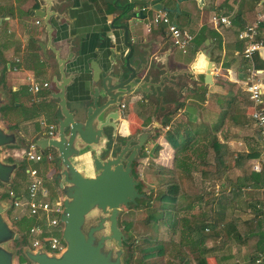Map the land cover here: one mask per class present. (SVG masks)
<instances>
[{
  "label": "water",
  "instance_id": "1",
  "mask_svg": "<svg viewBox=\"0 0 264 264\" xmlns=\"http://www.w3.org/2000/svg\"><path fill=\"white\" fill-rule=\"evenodd\" d=\"M125 1L122 13L109 24L112 33L102 36L96 45V59L88 56V73L80 71V63L70 73L63 72L66 60L56 57L59 76L51 77L49 84L53 88L47 90L56 105L53 114L56 132L51 138L37 136L30 140L41 154L49 147L55 153L57 169L53 182L61 204L58 223L63 247L51 253L44 246L35 249L26 246L8 218L11 200L0 198V264H19V257L26 264H126L123 247L126 237L118 220L137 200L146 198L136 188L138 180L132 173V164L140 152L147 150L165 118L175 111L179 82L196 77L205 86L212 84L216 64L209 58V49L200 48L192 61L180 63L181 69H170L167 61L156 58L151 62L150 50L144 48L141 39H132L131 29L145 16L147 6L156 11L161 6L149 5L150 0ZM35 17L42 18L39 14ZM43 23L50 34V24ZM170 48L173 49L171 45ZM85 60L83 56L79 59ZM98 60H104L105 64ZM2 77L0 67V109L10 105V94L1 85ZM69 86L77 101L74 110L69 109L65 97ZM169 88L174 92V100L165 103L163 97L169 95ZM151 95L158 104L150 128L136 129L129 137H118L121 100ZM117 141L122 144L115 145ZM23 152L17 131L8 129L0 114V185L5 189L10 188ZM11 244L15 247H10Z\"/></svg>",
  "mask_w": 264,
  "mask_h": 264
},
{
  "label": "crops",
  "instance_id": "2",
  "mask_svg": "<svg viewBox=\"0 0 264 264\" xmlns=\"http://www.w3.org/2000/svg\"><path fill=\"white\" fill-rule=\"evenodd\" d=\"M126 4L127 2L125 0H0V67L2 68L3 74L1 84L3 85L5 82L7 86L4 87L3 85V88L12 93L20 92V88L16 87L15 84L10 81L14 80L13 77L20 75L25 76L26 83V78L34 79L33 77H38L41 81L49 82L52 76L56 78L59 76L55 58L44 59L42 57L43 55L35 50L34 45L37 47L40 43H48V34L45 31L44 23L35 24L37 20L41 19L40 17H35V14L42 16V13L34 12V9L38 8L45 11V20L49 17L48 23L52 27L49 37L50 45L58 50L60 59L66 57L65 55L68 53V50L73 54L74 60L68 62L64 66V72L70 73V71L75 69L76 64L80 63V71L88 73L89 69L87 67L89 60L96 59L94 54L96 45L101 41L102 36L112 33L109 24L113 22L115 17H118L119 13L123 11L122 6ZM149 5L154 7L160 5V11L167 14L172 24L180 27L192 36L191 44L184 54L174 48L169 49L170 45L166 42L167 35L165 29V34H162L160 30V28L164 26H150L146 24V17H150L153 12L156 11L151 10L150 6H147L145 16L137 20L131 32L132 34L134 33L132 35L133 40L138 38L141 39V41L145 43L144 48L150 50L151 55L149 60H151V62L156 58L161 61H167V65L170 69H181L183 67L182 64H180L181 62L186 65L192 61L196 51L200 48L208 50L210 46L209 58L216 64V69L211 78L212 84L205 86L202 84L201 80L199 79L198 81L196 77L190 79L189 83L195 87L197 86L196 90L197 92L200 91L198 93L199 95H201L202 92H204V94L206 92V94L210 93L216 94L217 96H225L228 92L234 94L238 91H242L246 77V63L241 57V52L235 49L237 46L236 43L239 44L241 42L244 44L243 41L237 38V33L253 24L258 26V33L264 32V0H193L186 6L179 5L177 0H150ZM114 6H118V8H114ZM202 10H207L209 13V18L205 22L200 19V12ZM228 10L232 12L236 10L239 13L238 25L229 24V26H224L220 24L213 26L210 23L212 15L226 17L223 12ZM119 21L120 19L113 24L116 25ZM43 22L45 21L43 20ZM141 25L143 27L142 29ZM137 27H140L139 29L142 30L140 33L136 32ZM202 29L205 30L204 34L206 36L202 43L195 48L193 40ZM214 37H218L221 46L220 51L215 48L217 42ZM206 41H208V44L205 43ZM82 56L86 57V60L81 62L79 59ZM88 56H91L90 59ZM98 61L102 65L105 64L104 60ZM6 65H8V70L6 69ZM158 65L159 63H157V66ZM256 71L257 80L264 86V68L256 69ZM186 82H188V80L185 78L182 82H179L181 83V87L178 85V95H181V98L176 101L175 113L178 112L177 115H179V113H184L186 123L190 126H195L199 120L203 119L202 110L200 106H197L199 104L196 99L197 92L191 93L184 90L183 87ZM168 91H170L169 95L166 94L163 97L165 103L174 100V92L170 88ZM26 92L28 93L27 96L30 108L35 105L36 98L35 95L30 94L27 89ZM17 95L18 94H16L14 99L16 103L20 105L19 102H17ZM65 97L69 109L74 110L77 106V101L70 86L66 88ZM184 98L185 102L183 104L182 100ZM127 99L131 101V111L127 109ZM50 101L54 106L53 112H55L56 105L52 100ZM121 103L125 105V109L116 132L118 137L125 138V135L128 133H134L136 129H145L147 125H151L152 120L147 119L148 116L143 118L140 117L137 112H134L133 108L135 106H141L140 96L124 98L121 100ZM168 107L172 109L171 106ZM260 107L264 109V93L261 96ZM169 116L170 115H168V117ZM41 118L42 117H39L37 119L39 120ZM129 118L132 120V124H136L138 128L135 129L133 125L131 126ZM122 124L125 125V131L121 128ZM195 128L198 129V127ZM201 129H203V127L199 130ZM223 130L225 141L230 149L228 159L231 157L227 165L228 168L233 171L232 179L234 180L235 177L238 176L239 170L235 167L232 168L233 160L237 154L240 155L246 152L248 147H251V144H247L251 143V140L259 143V135L248 117L245 126L237 127L228 126L226 124ZM16 131L20 139L24 142L38 136L37 130H34L29 135L23 134L19 130ZM160 139L162 140V138L158 140ZM258 149V157L249 159L246 165L250 172L260 175L263 182L260 183L259 181V184H254L251 179L249 180L248 201L245 202L242 200L239 204V209L232 211L233 218L239 222L253 219L254 215L259 212L264 216V149L261 147L260 143ZM255 152L250 151L249 153L255 154ZM171 158L167 167L171 166ZM50 171L51 173L53 172L52 170H49V172ZM176 177L177 180H179L178 177H180V173L179 175L177 173ZM25 187L23 191H18V195H23ZM182 187L183 185L180 186L181 190ZM183 193L185 194L186 192ZM191 194L190 192L186 193L188 196ZM243 230L244 229L240 227L239 231L241 233ZM227 239H230V243L226 245L230 248L231 258L226 264H249L248 256L252 253L251 246L254 244V239H245L244 237L236 239L230 233Z\"/></svg>",
  "mask_w": 264,
  "mask_h": 264
},
{
  "label": "trees",
  "instance_id": "3",
  "mask_svg": "<svg viewBox=\"0 0 264 264\" xmlns=\"http://www.w3.org/2000/svg\"><path fill=\"white\" fill-rule=\"evenodd\" d=\"M240 9V8H239ZM230 25H238L239 13L228 10L223 12ZM162 27V26H159ZM164 33V27L160 28ZM202 29L194 38L193 44L197 48L206 36ZM215 48L220 51L221 46L218 37ZM235 49L242 53L245 44L236 43ZM210 49V46L208 47ZM252 68H264V54L256 52L251 59ZM226 66L225 64H223ZM10 93V105L0 109L2 120L8 129L19 130L23 123H34L38 131L37 118L42 117L47 123L54 124V106L49 100L48 91H40L35 94L36 103L26 109L16 103L17 93ZM204 92L196 94L199 102L203 101ZM214 103L218 107L217 120L203 129L192 128L187 123H174L170 127V117H166L163 127H168L164 132V140L171 150V166L169 168L148 163L154 167L156 174L169 178L162 184V189L155 195L151 191L144 193L145 199L137 200L136 205L130 206L118 220V226L126 239L123 247L126 251V264H208L209 255L215 247H207V240H220V257L215 264H226L231 258L229 251L230 233L236 239H254L251 246L252 253L248 256L249 264H254L258 256L264 257V216L256 213L253 219L238 221L233 218L232 211L239 209L243 200L248 201L249 180L259 184L263 179L249 171L246 162L258 157L259 143L251 140V147L246 152L236 155L233 167L239 170V174L233 180V171L228 168L227 160L229 146L224 137L223 127H243L247 124V114L251 109V102L243 91L234 94L228 92L225 96H216ZM198 109V107L196 106ZM37 119V120H36ZM226 123V124H225ZM133 128H138L133 124ZM220 133L221 139L217 138ZM23 140L20 139L22 143ZM24 143V141H23ZM23 145V144H22ZM257 148V149H256ZM156 146L153 151L156 152ZM52 152L50 164H42L43 174L47 169H52L53 174L49 179H44L42 185L49 192V199L59 196L53 177L57 169L55 153L52 148L46 149ZM152 151V152H153ZM250 151H256L249 153ZM144 156V160H145ZM27 163L20 160L19 167L14 174L9 189L0 185V198H8V191L16 196L18 191H23L26 185L24 173ZM136 163L132 164V173L136 176ZM186 175L197 190V194L189 197L184 194L179 186L176 174ZM143 183L138 182L137 190L142 191ZM195 206L197 208H195ZM196 211V213H194ZM261 215V216H260ZM260 216V217H258ZM39 224L42 227V235H51V230L45 227L42 221L27 216H21L13 222L22 236V242L27 243V230L32 225ZM239 227V228H238ZM242 227L243 232L239 231ZM207 229V231H205ZM18 263L23 264L21 257ZM264 263V261H263Z\"/></svg>",
  "mask_w": 264,
  "mask_h": 264
},
{
  "label": "built area",
  "instance_id": "4",
  "mask_svg": "<svg viewBox=\"0 0 264 264\" xmlns=\"http://www.w3.org/2000/svg\"><path fill=\"white\" fill-rule=\"evenodd\" d=\"M37 22H35L36 24ZM210 23L213 26L224 25L229 26L227 17L220 15H212ZM146 24L150 26L163 25L165 33L170 41L171 46L177 51L184 54L192 41V36L185 30L172 24L163 11H154L150 17H146ZM256 24L245 27L237 33V38L244 42L245 46L241 53L242 59L246 63L245 71L246 77L242 91L246 93L251 102V109L247 114L248 119L252 122L259 135V143L264 149V109L261 106V96L264 93V86L256 78L257 71L252 68L251 59L254 53L262 52L264 54V32L258 33ZM27 91L30 94L44 90H48V83L41 81L36 82L32 78H26ZM125 105L123 103L119 106L121 116ZM38 136L51 138L55 135V125L47 123L44 118L37 120ZM167 130V127H165ZM31 140V139H30ZM26 140L24 142V152L21 156L27 168L24 173L27 177L25 192L23 195H15L11 190L7 192L8 198L11 200L10 210L8 212L9 218L12 222L18 220L21 216H27L42 221L46 228H58V217L61 212V204L59 197L49 199V192L42 185L44 179L52 177V169H47V173L43 174L42 164H50L52 161V152L47 150L41 154L33 142ZM48 149V148H47ZM46 150V149H45ZM44 150V151H45ZM20 157V158H21ZM207 231V229H205ZM30 249H35L44 246L47 252L56 253L63 247L59 242V236L42 235V227L39 224L32 225L27 230V243L25 244ZM264 257L258 256L254 260V264H264ZM26 264V263H23Z\"/></svg>",
  "mask_w": 264,
  "mask_h": 264
},
{
  "label": "rangeland",
  "instance_id": "5",
  "mask_svg": "<svg viewBox=\"0 0 264 264\" xmlns=\"http://www.w3.org/2000/svg\"><path fill=\"white\" fill-rule=\"evenodd\" d=\"M192 1L193 0H177V3L179 5L186 6L187 4H189ZM200 15H201L200 19L203 22L207 21V19L209 18V13L207 10H202L200 12ZM139 28L138 27H137V29L135 28L137 33H140L142 31ZM142 28L143 27L141 25V29ZM13 78H14V80H10L11 83L15 84V86L20 88V90H21L20 92L17 93L18 94L17 95V102H19L21 107L29 108V100H28V96H27L28 93L26 92L27 83L25 82V76L20 75V76L13 77ZM33 78L36 82H38V83L41 82L40 78H38V77H33ZM2 87H3V85H2ZM205 94H206V92H205ZM205 94H203V101L202 102L198 101V103L200 105L196 104L198 107L200 106V109L202 110V118L203 119L199 120L195 126L191 125L192 128L198 127V130L200 128L204 127L205 125L208 126V124L215 122L217 120V116H218V107L214 103L217 95L216 94H210V93H207L206 95ZM180 98H181V95H178L177 99H180ZM184 102H185V98L182 100L183 104H184ZM126 106H127V109H129V111H131V109H132L131 108V101L129 99L126 100ZM156 106H157L156 102H153L152 105H151V103L150 104H142L141 103V106H135L133 109H134V112H137L140 115V117L144 118L145 116H148L147 119L152 120ZM177 114H178V112L175 113V111H173L170 114V116H169L170 117V124H169L170 127L173 126L174 123H180V122L186 123V118H185L184 113H179V115H177ZM129 123H131V126L133 125L132 120H130V118H129ZM140 127H141V125H140ZM121 128L123 131H125V125L124 124H122ZM149 128H150V125L149 126L147 125L145 127V130H148ZM35 129H36V127H35L34 123H29V122L23 123L22 125L19 126V131L23 134H26V135H29ZM140 129H142V128H140ZM165 131H166V129L163 126L161 128L157 129L154 140L152 141L151 144L147 145L148 149L146 151H142L139 158L135 162L136 163V170H135L136 176L135 177L138 180V182L141 181L143 183V187H142L143 193H147V192L151 191L152 195H155L159 190H161L163 188L162 184L166 183L169 179L167 177L160 176V175L156 174L155 168L147 164V160L150 159L149 161L152 160V162H148V163H153V164L159 165L161 167L169 168V167H167V164L171 158V154H170V149L164 140V132ZM159 138H162V140L161 139L158 140ZM217 138L220 140V138H221L220 133L217 134ZM156 146L158 147V149L156 152H154L153 149ZM4 150H3V154L5 152ZM144 156L146 157L145 160H144ZM230 158L231 157H229V159ZM52 174H53V172H52ZM178 175H179V173H178ZM178 179H179L178 181H179L180 186L183 185L182 191L186 192V193H189V192L192 193L191 194L192 196L190 195L189 197H193L197 194V190L194 188V186L192 185V182L189 181V179L187 178L186 175L180 173V177H178ZM188 187H190V188H188ZM195 208H197V207L195 206ZM125 212H123V213H125ZM123 213L120 215V217L123 215ZM194 213H196V211H194ZM120 217H119V219H120ZM8 218H9V214H8ZM9 220H10V218H9ZM10 222L13 224V222L11 220H10ZM51 229H50L51 235H53V236H59L60 235L61 227L51 228ZM205 243H206L207 247H215V250L211 253V255H209V257L207 259L208 264H215L214 263L215 262L214 256L216 257V259H218L220 257V240H218V239L207 240ZM10 247L14 248L15 246L13 244H11Z\"/></svg>",
  "mask_w": 264,
  "mask_h": 264
},
{
  "label": "flooded vegetation",
  "instance_id": "6",
  "mask_svg": "<svg viewBox=\"0 0 264 264\" xmlns=\"http://www.w3.org/2000/svg\"><path fill=\"white\" fill-rule=\"evenodd\" d=\"M34 12H40V13H42V18L41 19H39V20H37L36 22V24H40L41 22L43 23V20L44 21H46L47 23H48V20H49V17L45 20V11H42L41 9H38V8H36V9H34L33 10ZM50 27H51V25H50ZM52 30V27H51V29H50V31ZM48 36V43L46 42L45 44H42V43H40L37 47L34 45V47H35V50L38 52H40L43 56V58L45 59V58H47V59H49V58H55V61H56V67H57V69H58V63H57V59H56V57L58 58V59H60V53L58 52V50L57 49H55L54 47H52L51 45H50V34H48L47 35ZM166 42L169 44V45H171L170 44V41H169V39H168V37L166 38ZM33 43V42H32ZM70 46V45H69ZM66 57L64 58H62V59H60V60H66L65 61V63H64V66L68 63V62H72V60H74V57H73V54L71 53V51L70 50H68V53L65 55ZM68 58H70V59H68ZM46 64V63H45ZM64 70H65V67L63 68V72H64ZM187 79V78H186ZM199 81V80H198ZM48 83V88L49 87H51V89L53 88L52 86H50V84H49V82H47ZM199 83V82H198ZM3 85H4V87H7L6 86V84H5V82L3 83ZM184 90H186V91H188V92H191V93H194V92H197V90H196V88H197V86L195 87L194 85H192L191 83H189V79H188V82H186L185 83V85H184ZM200 92V91H199ZM199 92H197V93H199ZM140 100H141V103L142 104H150L151 103V105H152V103L153 102H156V104H158L157 103V101H156V99L154 98V96L153 95H151V96H148V97H145V98H140ZM157 107V106H156ZM156 110V109H155ZM142 130H145L144 128H142ZM133 133H128L127 135H125V137H129V136H131ZM22 144H23V146L25 145L23 142H22ZM122 144V142H119V141H117V142H115V145H121ZM140 154H141V152H140ZM20 160L23 162V158L21 157L20 158Z\"/></svg>",
  "mask_w": 264,
  "mask_h": 264
}]
</instances>
